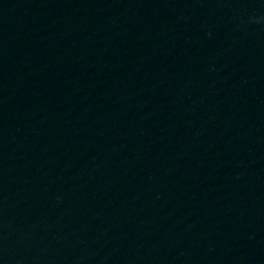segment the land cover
I'll list each match as a JSON object with an SVG mask.
<instances>
[{"label":"water","instance_id":"obj_1","mask_svg":"<svg viewBox=\"0 0 264 264\" xmlns=\"http://www.w3.org/2000/svg\"><path fill=\"white\" fill-rule=\"evenodd\" d=\"M0 264H264V0H0Z\"/></svg>","mask_w":264,"mask_h":264}]
</instances>
